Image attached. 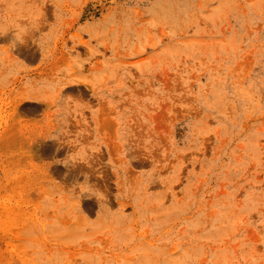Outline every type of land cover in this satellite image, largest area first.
<instances>
[{
  "label": "rangeland",
  "instance_id": "obj_1",
  "mask_svg": "<svg viewBox=\"0 0 264 264\" xmlns=\"http://www.w3.org/2000/svg\"><path fill=\"white\" fill-rule=\"evenodd\" d=\"M0 264H264V0H0Z\"/></svg>",
  "mask_w": 264,
  "mask_h": 264
}]
</instances>
